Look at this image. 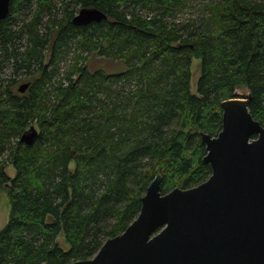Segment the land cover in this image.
<instances>
[{"label":"trees","instance_id":"trees-1","mask_svg":"<svg viewBox=\"0 0 264 264\" xmlns=\"http://www.w3.org/2000/svg\"><path fill=\"white\" fill-rule=\"evenodd\" d=\"M199 1L10 0L0 20V264L91 258L137 216L157 172L162 194L204 181L199 132L218 133L235 88L264 126V0ZM80 7L106 18L74 25ZM93 53L124 68L90 71ZM19 75L32 77L24 93ZM29 127L37 136L26 145Z\"/></svg>","mask_w":264,"mask_h":264},{"label":"water","instance_id":"water-1","mask_svg":"<svg viewBox=\"0 0 264 264\" xmlns=\"http://www.w3.org/2000/svg\"><path fill=\"white\" fill-rule=\"evenodd\" d=\"M9 5L0 0V20ZM105 18L96 7H80L71 22L85 26ZM239 89L221 101L218 133L199 132L209 176L162 194L157 172L129 225L91 258L69 264H264V126L248 110L250 94ZM36 136L29 127L20 141L30 145Z\"/></svg>","mask_w":264,"mask_h":264},{"label":"rangeland","instance_id":"rangeland-1","mask_svg":"<svg viewBox=\"0 0 264 264\" xmlns=\"http://www.w3.org/2000/svg\"><path fill=\"white\" fill-rule=\"evenodd\" d=\"M204 0H200L197 5H200V2H203ZM206 1V0H205ZM202 4V3H201ZM79 8L76 9V12L78 11ZM191 13H193L192 11L188 10L186 12H182V14L179 16L181 19H186ZM192 16V14L190 15ZM80 53L79 50L76 48L74 49V51H72L70 53V56L67 57V60H64L62 62H60L59 64V73H60V79L62 78V76L64 75L68 65L71 62L70 57L75 53ZM83 55H85V53H83ZM86 65L87 68L92 71L95 70L97 68H104L107 72H119L124 68V64L121 61H110L107 60L106 58H103L101 56H98L96 54H90L86 56ZM191 78H190V89L193 93H195L196 91V81L198 79V76L200 74V65H199V60L197 59H192L191 61ZM62 73V74H61ZM32 77H23L21 75L19 76H15L16 81H18L15 85H14V90H16V88L24 83L26 80L31 79ZM59 79V80H60ZM58 82V81H57ZM241 92H245L244 89H239ZM34 126V123H32ZM36 128V126H34ZM71 165H73V163H71ZM6 172L12 176L14 174V169L12 168L11 165H7L6 167ZM7 216H8V199H7V195L6 192L4 190L0 191V228L6 223L7 221ZM57 240L60 243V245L64 248L67 249L68 248V244L65 242L64 238H63V232H60L57 236Z\"/></svg>","mask_w":264,"mask_h":264},{"label":"flooded vegetation","instance_id":"flooded-vegetation-1","mask_svg":"<svg viewBox=\"0 0 264 264\" xmlns=\"http://www.w3.org/2000/svg\"><path fill=\"white\" fill-rule=\"evenodd\" d=\"M25 82L29 83L30 81L27 80V81H25ZM29 85H30V83H29ZM29 85H28V87H27L23 92H20V93H24V92L29 88ZM17 89H18V87H17ZM17 91H18V90H17ZM18 92H19V91H18Z\"/></svg>","mask_w":264,"mask_h":264}]
</instances>
